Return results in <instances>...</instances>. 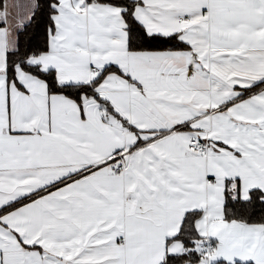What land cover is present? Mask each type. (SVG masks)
<instances>
[{"label":"snow or ice","instance_id":"6c2138e0","mask_svg":"<svg viewBox=\"0 0 264 264\" xmlns=\"http://www.w3.org/2000/svg\"><path fill=\"white\" fill-rule=\"evenodd\" d=\"M0 264H264V0H0Z\"/></svg>","mask_w":264,"mask_h":264}]
</instances>
